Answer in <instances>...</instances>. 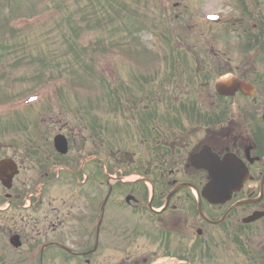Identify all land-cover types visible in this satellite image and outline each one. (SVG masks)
Returning <instances> with one entry per match:
<instances>
[{"label": "flooded vegetation", "instance_id": "1", "mask_svg": "<svg viewBox=\"0 0 264 264\" xmlns=\"http://www.w3.org/2000/svg\"><path fill=\"white\" fill-rule=\"evenodd\" d=\"M233 1L236 12H226L213 34L235 32L246 42L169 52L155 85L138 78L125 89L124 132L143 151L139 159L133 150L115 158L116 184L105 180L97 108L58 121L66 155L41 129L25 154L18 137L0 142L1 154L14 148L21 168L11 194L0 196L1 229L22 239L17 257L0 264H157L158 257L164 264H264V0ZM231 155L248 179L230 200L214 203L206 192L215 160ZM131 171L141 176L123 180ZM27 182L38 190L27 192Z\"/></svg>", "mask_w": 264, "mask_h": 264}, {"label": "rangeland", "instance_id": "2", "mask_svg": "<svg viewBox=\"0 0 264 264\" xmlns=\"http://www.w3.org/2000/svg\"><path fill=\"white\" fill-rule=\"evenodd\" d=\"M163 1L166 0H0V138L4 134L10 141L11 137L20 136L18 141L22 142L27 140L23 135H30L34 127L36 134L41 133L39 129L45 131L47 128L53 133L58 132V121L65 116V109L75 110L81 101L88 103H83L84 106L94 103L99 107L101 120L111 122V126L109 123L103 126L108 139L123 142L127 137L122 131L125 117L121 111L109 114L102 109L106 103L101 102L99 96L104 100L107 89L112 91L124 88L125 83L130 85L133 79L129 71L134 61L139 64L142 74L151 71L150 66L160 64L159 69L152 72L153 81L164 74L166 64L163 60H152L154 52L167 46L158 38L161 36L158 27L164 22L167 25L169 20L155 7ZM196 1L204 2L208 9L218 6L213 10L215 13L226 5L225 0ZM190 2L187 7L191 8ZM222 3L224 5L220 6ZM207 8L206 13L213 12ZM146 9L148 14L152 10L164 20L158 21L157 27L153 28ZM174 9L177 10L173 6ZM169 17L174 23L187 20L186 16L174 18L171 11ZM206 17L202 12L194 15L195 33L186 42L189 47L207 46L209 40L206 37H196L200 28L208 35L221 30ZM237 37L235 32L228 37L231 44L243 43L246 39ZM228 38L209 37L216 46H222V41ZM115 41H121V45ZM155 46L157 50H153ZM109 68L115 70L114 83L104 75ZM32 93L41 96L31 101ZM60 101L63 108L58 105ZM161 106L164 109V105ZM51 116H55V123L50 120ZM135 148L141 149L136 144ZM14 151L10 148L4 152L13 155ZM105 159L109 163L113 161L110 153ZM116 205L117 198L109 209L110 217L114 215L111 212ZM123 213L138 214L129 208H124ZM8 247H0V256L6 260L12 252ZM226 261L215 259L210 264H226Z\"/></svg>", "mask_w": 264, "mask_h": 264}, {"label": "water", "instance_id": "3", "mask_svg": "<svg viewBox=\"0 0 264 264\" xmlns=\"http://www.w3.org/2000/svg\"><path fill=\"white\" fill-rule=\"evenodd\" d=\"M234 176L231 174L230 178L228 181H217L215 182L212 186L215 187L216 189H218L217 192H221L222 190H227L229 187H231L232 185L236 184L239 182V180H235V178H233Z\"/></svg>", "mask_w": 264, "mask_h": 264}]
</instances>
